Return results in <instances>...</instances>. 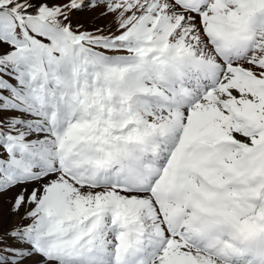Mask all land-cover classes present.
<instances>
[{
	"label": "snow or ice",
	"instance_id": "1",
	"mask_svg": "<svg viewBox=\"0 0 264 264\" xmlns=\"http://www.w3.org/2000/svg\"><path fill=\"white\" fill-rule=\"evenodd\" d=\"M0 264H264V0H0Z\"/></svg>",
	"mask_w": 264,
	"mask_h": 264
}]
</instances>
